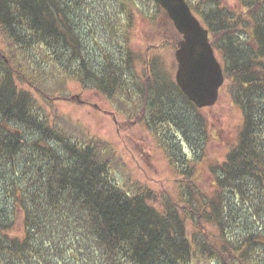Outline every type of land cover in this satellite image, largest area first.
<instances>
[{"label":"trees","instance_id":"trees-1","mask_svg":"<svg viewBox=\"0 0 264 264\" xmlns=\"http://www.w3.org/2000/svg\"><path fill=\"white\" fill-rule=\"evenodd\" d=\"M186 2L242 119L206 178L200 154L180 172L176 201L121 182L109 144L69 134L52 105L72 80L110 98L135 92L176 154L174 85L150 64L136 74L129 52L157 0H0V264H264V0Z\"/></svg>","mask_w":264,"mask_h":264},{"label":"rangeland","instance_id":"rangeland-1","mask_svg":"<svg viewBox=\"0 0 264 264\" xmlns=\"http://www.w3.org/2000/svg\"><path fill=\"white\" fill-rule=\"evenodd\" d=\"M179 39L161 8L154 17L136 19L129 45L136 74L141 76L146 64H150L161 70L162 76L166 75L174 85L169 90L172 97L167 99V116L183 120L181 127H173L172 133L168 131L174 155H168L159 145L153 126H149L146 119L150 110L135 92L121 91L110 98L72 80L67 84L68 93L62 96L64 98L52 102L62 129L72 136L85 134L109 144L118 160L115 170L121 182L143 186L176 201L181 200L180 188L184 185L180 182L183 179L180 172L200 154V164L194 170L196 175L206 178L208 166L221 162L235 143L242 119V109L231 100L225 78L213 106L196 112L187 108V98L175 89L177 63L174 54ZM1 44L5 55L6 49ZM163 118L166 119V114ZM163 118L159 116L158 120Z\"/></svg>","mask_w":264,"mask_h":264},{"label":"water","instance_id":"water-1","mask_svg":"<svg viewBox=\"0 0 264 264\" xmlns=\"http://www.w3.org/2000/svg\"><path fill=\"white\" fill-rule=\"evenodd\" d=\"M157 1L181 35L175 51L177 86L198 109L213 106L224 76L209 42L208 31L185 0Z\"/></svg>","mask_w":264,"mask_h":264}]
</instances>
